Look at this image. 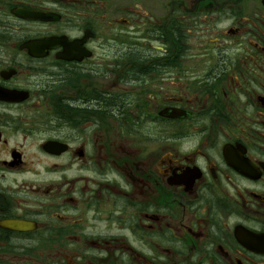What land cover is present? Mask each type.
<instances>
[{
    "label": "flooded vegetation",
    "instance_id": "flooded-vegetation-1",
    "mask_svg": "<svg viewBox=\"0 0 264 264\" xmlns=\"http://www.w3.org/2000/svg\"><path fill=\"white\" fill-rule=\"evenodd\" d=\"M0 264H264V0H0Z\"/></svg>",
    "mask_w": 264,
    "mask_h": 264
}]
</instances>
